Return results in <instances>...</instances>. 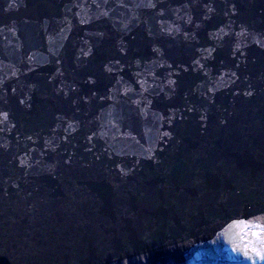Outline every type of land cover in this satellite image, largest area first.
<instances>
[{
	"label": "water",
	"instance_id": "95a60500",
	"mask_svg": "<svg viewBox=\"0 0 264 264\" xmlns=\"http://www.w3.org/2000/svg\"><path fill=\"white\" fill-rule=\"evenodd\" d=\"M0 264H264V0H0Z\"/></svg>",
	"mask_w": 264,
	"mask_h": 264
}]
</instances>
